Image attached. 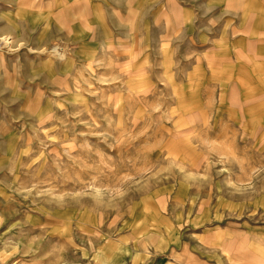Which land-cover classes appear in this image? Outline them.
Instances as JSON below:
<instances>
[{
    "label": "rangeland",
    "instance_id": "rangeland-1",
    "mask_svg": "<svg viewBox=\"0 0 264 264\" xmlns=\"http://www.w3.org/2000/svg\"><path fill=\"white\" fill-rule=\"evenodd\" d=\"M4 34L0 264H264V0H0Z\"/></svg>",
    "mask_w": 264,
    "mask_h": 264
},
{
    "label": "crops",
    "instance_id": "crops-1",
    "mask_svg": "<svg viewBox=\"0 0 264 264\" xmlns=\"http://www.w3.org/2000/svg\"><path fill=\"white\" fill-rule=\"evenodd\" d=\"M9 37H10V39H12L13 37L10 35V34H4L2 37H0V40L1 39H3V41L7 44V45H9V44H11L12 43V41L9 39ZM10 46V45H9ZM56 51V50H55ZM56 53L58 54V56L59 55H61V54H64V53H62V52H60V53H58L57 51H56ZM241 230L243 231V232H245V233H242L244 236H245V234H251V232L252 233H254L255 232V228H248V229H246V228H241ZM229 231H231V229L229 230ZM231 233L233 234V231H231ZM235 235V234H234ZM248 235V236H249ZM254 235V234H253ZM199 236V237H198ZM197 237H196V239L198 240L200 237H201V239H204V234H202V232L201 233H199V235H198ZM214 237H215V241H216V238L217 239H219L220 240V242L221 243H219V242H216L217 243V245H220V246H223L224 247V250H225V248H228L227 246H229L230 245V242L232 241H234L235 239H236V236H233L232 237V235L231 234H228V235H226V230H223L222 231V233H220V235L218 236V234L217 233H215V235H214ZM232 237V238H231ZM212 243V242H211ZM215 242L213 241V244H214ZM210 244V243H209Z\"/></svg>",
    "mask_w": 264,
    "mask_h": 264
},
{
    "label": "bare ground",
    "instance_id": "bare-ground-1",
    "mask_svg": "<svg viewBox=\"0 0 264 264\" xmlns=\"http://www.w3.org/2000/svg\"><path fill=\"white\" fill-rule=\"evenodd\" d=\"M9 39H10V38H9ZM58 53H59V52H58ZM63 55H64V54H61V55H59V56L62 58V57H63ZM64 56H65V55H64Z\"/></svg>",
    "mask_w": 264,
    "mask_h": 264
}]
</instances>
